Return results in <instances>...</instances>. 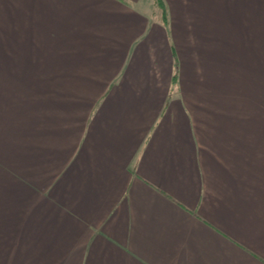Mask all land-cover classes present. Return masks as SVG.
Instances as JSON below:
<instances>
[{"label":"crops","instance_id":"crops-1","mask_svg":"<svg viewBox=\"0 0 264 264\" xmlns=\"http://www.w3.org/2000/svg\"><path fill=\"white\" fill-rule=\"evenodd\" d=\"M253 1L0 0V264H264Z\"/></svg>","mask_w":264,"mask_h":264},{"label":"rangeland","instance_id":"rangeland-1","mask_svg":"<svg viewBox=\"0 0 264 264\" xmlns=\"http://www.w3.org/2000/svg\"><path fill=\"white\" fill-rule=\"evenodd\" d=\"M252 3L256 4V22L255 25H253V29L254 32L253 34L256 33H263L264 31V0H254ZM261 26V28H260ZM263 27V28H262ZM258 41H259V46L260 44V40L258 37Z\"/></svg>","mask_w":264,"mask_h":264},{"label":"trees","instance_id":"trees-1","mask_svg":"<svg viewBox=\"0 0 264 264\" xmlns=\"http://www.w3.org/2000/svg\"><path fill=\"white\" fill-rule=\"evenodd\" d=\"M158 4L161 7L162 13H163V17L166 16V8L163 6L164 5V0H157Z\"/></svg>","mask_w":264,"mask_h":264}]
</instances>
